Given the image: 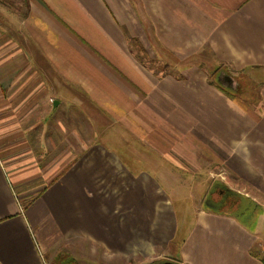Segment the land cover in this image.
I'll return each mask as SVG.
<instances>
[{"label": "crops", "instance_id": "obj_1", "mask_svg": "<svg viewBox=\"0 0 264 264\" xmlns=\"http://www.w3.org/2000/svg\"><path fill=\"white\" fill-rule=\"evenodd\" d=\"M204 53L254 102L191 64ZM215 165L260 204L253 226L210 198L178 220L163 185L210 190L194 180ZM34 228L113 262L176 243L177 264H262L264 0H0V264H46Z\"/></svg>", "mask_w": 264, "mask_h": 264}, {"label": "rangeland", "instance_id": "obj_2", "mask_svg": "<svg viewBox=\"0 0 264 264\" xmlns=\"http://www.w3.org/2000/svg\"><path fill=\"white\" fill-rule=\"evenodd\" d=\"M138 55L140 57H144L145 60H149V62L151 64H149L150 67L155 68L156 70H163L164 65L163 64H159L156 62H152L150 61V59H148V57L146 58L145 55L142 56V54L138 51ZM205 55H209V53H204L202 54L196 61H194V64L196 66H199L200 68L206 70L207 75L209 76V80L215 85V84H219L217 82V76L220 73H226L229 74L230 76L234 77L240 84V87L242 89V87H249L251 88V85L253 87L257 88V85L251 81L248 76H246L247 78L245 79V76L243 74H241L240 71L234 69L232 66L230 65H226V64H222L219 63L218 61H214L213 58H210L208 56ZM189 64V63H188ZM183 65V64H182ZM170 66L169 65V70H170ZM185 66V65H184ZM243 75V76H242ZM248 75V74H247ZM222 87V86H221ZM236 88V90L238 91L239 88ZM223 88V87H222ZM224 89V88H223ZM253 89V88H251ZM230 93L235 94V98L239 99L240 96L237 94V92L234 91H230L227 88L225 89ZM254 90H252V95H249V93L247 94H243V98L250 100L252 103L254 102V98L256 97V95L254 94ZM215 170L213 169V171H215V173L213 175H205L208 170L206 169V171L203 169L201 170V172L199 173V175H201L199 177L200 181L198 180H194V182H198L200 184H207V187L210 185V183H212V187L210 190H208L209 188H203L201 191H199V186H193V190L191 186H185L182 185L179 189V192H169V190L167 189V185H163V187L166 190V194L173 200L172 204H173V208L175 211V214H177V218L179 221L183 220V216L185 215V220L188 221V224L191 223L192 219H193V214L194 211L197 210H207V204L206 201L209 199L210 193L211 191H213V188L215 187V185L221 184L224 186H229L228 184H226V181H222L221 176L219 175L221 172V169H219V167L217 165H215ZM191 175L188 172H183V174L181 173L180 178L185 181L186 179H191ZM172 177H167V179H171ZM231 178V177H230ZM233 179V178H232ZM237 180V178H235ZM227 182L229 183L230 181L227 180ZM234 182V181H233ZM191 185L193 184L192 182H189ZM223 183V184H222ZM189 184V185H190ZM238 184V183H237ZM206 189V190H204ZM208 191V192H207ZM241 195H243L242 192H237ZM216 196V195H213ZM260 206V204H259ZM261 207V206H260ZM187 224V225H188ZM185 225V223L178 225V228L180 229L181 226H187ZM180 233V232H179ZM33 234L36 238V240L39 242V246H40V250H42V256L46 262V264H49V262L52 261V258L60 253V252H66L68 254H70L72 257H74L77 262L79 264H140V261H137L138 257L135 256H124V257H119V258H114L116 259L114 262L111 260L112 256L102 250L101 248L97 247V246H92L89 243H82L79 244L77 242H74L73 244H66L67 242H54L52 239H47L46 244L48 243V245L51 244V246H49V248H43L44 247V234H42V232L38 229V228H34ZM179 238H177L178 240ZM175 245L170 243L168 245H161V244H156L154 246V255L153 257L156 259H158V257L160 258L159 263L161 262H171L173 264H177L175 261V257H174V252H175ZM258 248V247H257ZM162 254V255H160ZM166 254V255H164ZM160 255V256H159ZM111 256V257H110ZM113 259V258H112Z\"/></svg>", "mask_w": 264, "mask_h": 264}, {"label": "trees", "instance_id": "obj_3", "mask_svg": "<svg viewBox=\"0 0 264 264\" xmlns=\"http://www.w3.org/2000/svg\"><path fill=\"white\" fill-rule=\"evenodd\" d=\"M215 86L230 97L235 96V94L223 89L219 84H215ZM240 89L241 87L239 88L237 94L241 97L243 95H241L242 91ZM209 198L213 203V208H209V210L215 212L216 214L234 217L248 227L253 226L262 213L261 207L251 198L231 191L226 186L221 184L215 185ZM252 254L255 256V252H252ZM260 257L262 264H264V253ZM49 264L79 263L70 254L66 252H60L53 258V260Z\"/></svg>", "mask_w": 264, "mask_h": 264}, {"label": "water", "instance_id": "obj_4", "mask_svg": "<svg viewBox=\"0 0 264 264\" xmlns=\"http://www.w3.org/2000/svg\"><path fill=\"white\" fill-rule=\"evenodd\" d=\"M217 82L219 83L220 86H222L224 89H228L230 91H234V92H238L236 90V85L235 83H238V81L230 76L229 74H226V73H220L218 76H217ZM235 85V86H234ZM160 264H173L171 262H164V263H160Z\"/></svg>", "mask_w": 264, "mask_h": 264}, {"label": "flooded vegetation", "instance_id": "obj_5", "mask_svg": "<svg viewBox=\"0 0 264 264\" xmlns=\"http://www.w3.org/2000/svg\"><path fill=\"white\" fill-rule=\"evenodd\" d=\"M235 85H236V87L235 88H238V87H240V84H239V82L238 83H235ZM234 85V86H235Z\"/></svg>", "mask_w": 264, "mask_h": 264}, {"label": "built area", "instance_id": "obj_6", "mask_svg": "<svg viewBox=\"0 0 264 264\" xmlns=\"http://www.w3.org/2000/svg\"><path fill=\"white\" fill-rule=\"evenodd\" d=\"M51 102H52V100H51Z\"/></svg>", "mask_w": 264, "mask_h": 264}]
</instances>
